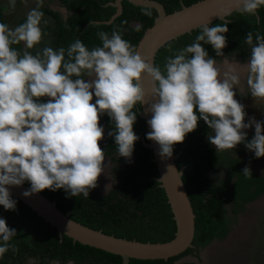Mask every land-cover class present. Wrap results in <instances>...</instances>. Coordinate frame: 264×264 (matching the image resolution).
<instances>
[{
  "label": "clouds",
  "instance_id": "1",
  "mask_svg": "<svg viewBox=\"0 0 264 264\" xmlns=\"http://www.w3.org/2000/svg\"><path fill=\"white\" fill-rule=\"evenodd\" d=\"M235 3L242 14L253 16L264 6V0ZM41 6L38 0L25 22L14 29L0 23V205L5 210H16L6 186L25 181L30 182L32 193L64 189L70 196L83 194L87 199L105 171V152L99 145L105 132L102 115L114 126L108 136L114 137L118 155L130 159L139 139L133 131L134 108L146 103L145 73L155 101L147 109L151 131L146 137L159 145L161 156L170 157L173 145L182 143L202 119L211 130L208 141L217 151L244 142L256 158L264 157V121L251 117L245 123V106L233 90L240 84L236 69L221 75L216 59L201 44H210L216 56H223L230 21L201 25L195 41L167 57L162 71L146 62L118 31L98 32L102 46L91 50L76 39L67 48L44 47L33 55L28 49L46 35L40 27ZM21 42L23 52L12 47ZM245 43L250 46L245 64L248 90L255 100H264V35L257 32L254 43L253 33L248 32ZM44 97L46 102L41 100ZM252 127L255 132L249 141L243 130ZM243 174L252 177L250 167ZM16 235V229L0 218V258L10 247L18 251L9 244Z\"/></svg>",
  "mask_w": 264,
  "mask_h": 264
},
{
  "label": "trees",
  "instance_id": "2",
  "mask_svg": "<svg viewBox=\"0 0 264 264\" xmlns=\"http://www.w3.org/2000/svg\"><path fill=\"white\" fill-rule=\"evenodd\" d=\"M109 1L113 0H60L62 5L71 10L65 20L47 7L42 9L41 11L49 15L52 20L43 17V20L48 21L47 24L41 21V28L46 35L39 44L28 51L35 55L44 47H52L54 50L60 47L67 48L76 39L81 40L91 50L95 46H102L97 35L101 31L109 35L113 31H118L123 39L135 47L144 30L152 25L157 14L156 10L151 7L136 6L127 0H122V11L112 22L107 24L96 22L108 20L115 12L114 6L107 5ZM157 1L163 4L166 13H171L179 9L181 3L189 5L197 0ZM145 12H151V15H145ZM25 19L26 17L19 19L18 24L24 23ZM90 21L95 22L94 25L89 26ZM227 21L230 23L227 25L229 31L224 34L227 44L222 49L223 54L230 53L232 49H238L243 55L247 54L246 46L250 49V46L245 43L247 33H253L254 43L257 32L264 35V6H261L254 16L242 14ZM131 22L139 24L133 25ZM0 23H4L1 9ZM200 32L188 37L167 53L164 64L167 57L174 56L178 50L192 44ZM201 44L210 57L216 56L210 44L203 42ZM12 47L21 52L24 51L21 43ZM41 100L46 102V97ZM140 110L141 104L138 103L134 108L137 119L133 125V131L139 139L134 144L131 158L127 159L118 155L114 137L109 136L104 146L105 155L116 159L119 165L117 172L114 173L115 186L107 194L99 193L96 188L90 190L87 199L83 194L76 197L70 196L64 189H44L39 192L49 200H54L59 210L63 213L68 212L71 219L83 225L101 229L102 232L117 237L164 242L172 235L174 226L159 181L155 178L158 176V171L152 150L143 144V141H147V137L145 121L139 115ZM104 127L108 131L113 130L114 127L106 114L104 115ZM208 131L210 129L200 119L197 128L186 134L182 143H177L195 214L192 243L198 246L205 245L215 236L222 237L228 230L225 226L227 218L223 204L232 190L226 189L225 185H215L208 177L209 169L220 160V154L208 141ZM238 175L239 180L243 182L250 180V185L254 183L253 177H245L243 172ZM24 183L31 186L28 181ZM263 183L264 178H261V187L253 193L247 194L245 189L241 193H236L233 196V205H236L238 198L247 200L259 192H264ZM11 198L16 201V210H5L0 205V218L6 220L10 229H16L17 235L9 241V244L15 246L18 251H12L10 247L9 251L0 258V264H17V261L25 258L26 255L36 253H40L42 258L48 255L50 258L59 259L62 263L73 260L75 264H122V257L119 254L73 241L65 234L58 236L56 229L44 222L28 205L18 198ZM189 250L190 248L170 259L158 261L130 257L128 264H176L173 261Z\"/></svg>",
  "mask_w": 264,
  "mask_h": 264
},
{
  "label": "water",
  "instance_id": "3",
  "mask_svg": "<svg viewBox=\"0 0 264 264\" xmlns=\"http://www.w3.org/2000/svg\"><path fill=\"white\" fill-rule=\"evenodd\" d=\"M121 1L107 2V5L115 7V12L108 20L96 22L106 24L112 22L122 11ZM127 1L136 6L151 7L156 10L157 14L152 25L144 30L135 48L146 62L155 64L162 71L165 55L188 37L200 32L201 25L208 23L210 27L242 15L235 0H197L189 5L181 3V7L171 13H166L163 4L157 0ZM226 12L230 14L226 15ZM142 83L146 93V103L141 104L139 115L145 121L147 134L151 131L147 123L151 118V113L147 112V109L155 101L151 93V80L146 73L142 74ZM143 144L152 150L153 160L158 171V176L155 178L159 181L174 226L172 235L164 242L139 241L106 234L101 229H93L71 219L68 212L63 213L56 207L54 200H49L40 192L32 193L31 186L25 183L20 186L6 187L11 197L18 198L28 205L44 222L56 229L58 236L65 234L73 241L119 254L122 257V264H128L130 257L147 261L170 259L187 248L193 247L195 214L183 173L184 166L181 164L177 144L173 145L170 157L159 154L160 148L155 141L147 139V141H143ZM26 191L30 192V195L25 196ZM69 221L71 222L69 223ZM211 243L205 245L203 250ZM243 256L246 261V253Z\"/></svg>",
  "mask_w": 264,
  "mask_h": 264
},
{
  "label": "flooded vegetation",
  "instance_id": "4",
  "mask_svg": "<svg viewBox=\"0 0 264 264\" xmlns=\"http://www.w3.org/2000/svg\"><path fill=\"white\" fill-rule=\"evenodd\" d=\"M7 1H8L7 4H12V2L15 0H11V1L7 0ZM23 1H26V0H23ZM30 2L29 0L26 1V4L27 6H29V8L32 6V3L34 1L30 0ZM49 3H53V5L57 7V9H54V10L52 9V10L55 11L63 20H65L67 16L71 13V10H68L64 5H62L60 0H48L47 5ZM47 5L46 7L49 8V6ZM34 8H36V6ZM61 8L65 9L66 11L65 15L64 13H62ZM44 16L46 15L44 14ZM49 18L50 20H52L51 17L48 15V19ZM131 24L137 25L139 23L131 22ZM18 25L19 24L17 23L16 26ZM40 27H41V24H40ZM246 53L247 54L243 55L242 53L238 51V49H232L230 53L228 54H223V56H215L213 58L216 59V62L219 65L227 64L230 67L232 66L236 70H239V69L243 70L242 72L243 74L242 76H240V84L234 87L233 90L236 93L235 99L245 106V112L247 113V116L245 117V123H247L249 118L251 117H255L257 121H264V114L262 113V116H261V110H264V100H259V99L255 100L251 96L248 90L247 83H246L247 70H246L245 64L248 62L249 55H250V49L247 46H246ZM254 113H257V115H254ZM102 117H103L102 123L104 127V115ZM243 131L247 132V140L250 141L251 138L254 136V132H255L254 127L249 128V129H244ZM106 132L108 133L109 131L106 129ZM210 132L211 130L208 131V135L210 134ZM107 133H106L107 137H105V139H102L103 140V146H102L103 150H104V146L107 140L109 139V136ZM212 146L215 148L214 145ZM218 153L220 154L219 156L220 160L215 162L214 165H212V167L209 169L208 177L212 179V182L215 185L217 186L225 185L226 189H232L231 192L226 196L225 198L226 200L223 204V207L226 209L225 216L227 218V221L225 222V226L228 227V230L222 237L215 236L205 245L209 244L210 242H212L211 245L212 244L219 245L223 243L224 237L228 234V232L233 230L234 226L238 225L240 218H241L240 215L245 214L248 211L247 210L248 205L252 202L257 201L258 199L261 201L264 200V192H259L254 197L247 199V200H243V198H238L236 205H233V196L236 193L238 192L241 193L245 189L246 193L249 194V193H253L258 187H261V178H264L263 157L256 158L254 152L249 151L245 147L244 142L238 144L234 149L218 151ZM261 160H262V163H261ZM116 166L118 168L119 165L117 164ZM246 166L250 167L252 177L255 179L252 185L249 184L250 180H248L247 182H243L239 180L240 178L238 174L242 173L243 169ZM101 175H103V179H101L102 176H99L98 178L99 184L102 188L104 187L103 189H106L108 186V180H107V175L105 174V171ZM111 177L114 180V186H115L116 178H114V173ZM104 183L105 185H102ZM98 192L101 193L102 190L99 189ZM234 209H236V211H234ZM248 215H249V222L247 226L249 227L248 230H250V233L248 235L249 239L247 242H250V243H248L247 245L244 244V246L241 247L243 251L242 253L243 254L246 253L247 255V260L243 264L251 263L253 254L257 252V250L259 251V246L261 243L262 227H264V205L260 207L259 209L258 208L254 209V211L249 213ZM205 245L198 246V245L193 244V247H191L188 252L179 256L173 262L176 264H180V263L205 264L204 259H203V253H204L203 248L205 247ZM200 254L202 255V259H201ZM232 256L233 255L231 254L225 253L220 259L221 263L223 264L224 262L229 263L230 261L228 258ZM241 259H244V258L241 256ZM67 263L75 264L73 260H67L64 263H62L61 260L50 258L48 255H45L42 258L40 253H36L35 255H26L25 258L17 261V264H67Z\"/></svg>",
  "mask_w": 264,
  "mask_h": 264
},
{
  "label": "bare ground",
  "instance_id": "5",
  "mask_svg": "<svg viewBox=\"0 0 264 264\" xmlns=\"http://www.w3.org/2000/svg\"><path fill=\"white\" fill-rule=\"evenodd\" d=\"M217 67L220 69L221 75H223V73L225 71H228L230 68H233L232 66L230 67L227 64H217ZM240 71V72H239ZM243 70H236V74L240 76H242ZM240 73V74H239ZM101 179H103V175L101 177ZM102 185H105L102 184ZM105 189H102V191H104ZM264 205V200H257L255 202H252L248 205V211L249 213L253 212L254 209L256 208H260ZM245 213L244 215H241L240 218V223L236 226H234L233 230L228 234L227 238L225 239V241L219 245L216 244H212L210 246H208L203 252V259L205 264H223L221 263L220 259L221 257L226 253V254H231L233 255L232 257H229V263H225L224 264H243L245 263L244 259H241V256L244 258L243 256V251L241 249V247L244 246V244H248L250 242L248 241V235L250 233L248 222H249V213ZM256 213V212H255ZM250 241V240H249Z\"/></svg>",
  "mask_w": 264,
  "mask_h": 264
},
{
  "label": "rangeland",
  "instance_id": "6",
  "mask_svg": "<svg viewBox=\"0 0 264 264\" xmlns=\"http://www.w3.org/2000/svg\"><path fill=\"white\" fill-rule=\"evenodd\" d=\"M22 1L23 0H15V1H13L12 2V5H14V6H17V8H16V11L13 13V14H16L19 10H20V5L22 4ZM26 1H28V0H26ZM32 1V0H31ZM34 1V0H33ZM29 2H30V0H29ZM8 3V1L7 0H0V5H8L7 4ZM14 3V4H13ZM31 3V2H30ZM52 5H53V3H51ZM27 8H29V6H27ZM15 9V8H14ZM26 10L27 9H24L23 11H22V13H24V12H26ZM21 13V12H20ZM10 27V26H9ZM240 72V71H239ZM86 80H87V78H85ZM95 102V97L93 98V103ZM257 111V110H256ZM255 111V112H256ZM262 113L264 114V110H261V116H262ZM254 115H257V113H254ZM103 116V115H102ZM100 117V125L103 127V123H102V121H103V117ZM105 129V128H104ZM106 129H105V132H104V139H105V137H107V135H106ZM108 134V133H107ZM99 145H100V147L102 148V146H103V140L101 141V142H99ZM103 150V149H102ZM117 155V154H116ZM108 158H109V160H108ZM263 160H264V157H263ZM261 163H262V160H261ZM117 161H116V159H113L111 156H107V155H105V161H104V167H105V174L107 175V180H108V186H107V188L104 190V191H102L101 193L102 194H107L113 187H114V180L112 179V175H113V173H116L117 172V170H118V168H117ZM112 173V174H111ZM100 176H102V175H100ZM114 178H115V175H114ZM104 188V187H103ZM101 186H100V184H99V181H97V187H96V189L97 190H99V189H103ZM259 251H261V252H259ZM259 251L257 250V252H255L254 254H253V258H252V261H251V263H249V264H264V227H262V233H261V243H260V246H259ZM67 264H69V263H67Z\"/></svg>",
  "mask_w": 264,
  "mask_h": 264
},
{
  "label": "crops",
  "instance_id": "7",
  "mask_svg": "<svg viewBox=\"0 0 264 264\" xmlns=\"http://www.w3.org/2000/svg\"><path fill=\"white\" fill-rule=\"evenodd\" d=\"M47 1L48 0H42V6H41V9L40 10L46 8ZM37 3H38V0H34V2L32 3V6H31L32 8L31 7L30 8H27L26 1H23L22 2V5H20L21 6L20 7V10L16 14H13V13L16 11L17 6H14L12 4L0 5V9L3 12L4 24H7L8 26H10V28H13L14 29L16 27L17 23H18V20L21 19V18H23V17H26L27 14L29 13V11H31L35 6L37 7V5H35ZM47 6H49V9H51V10L52 9L53 10L54 9H57V7L54 6V5H52L51 3H49ZM24 8L27 9V10H26V12H24L22 14V11L24 10ZM61 11L65 15V13H66L65 9L64 8H61ZM44 18L45 19H48V15L44 16ZM49 20H50V18H49ZM21 46H22L23 50H25L23 42H21ZM47 99L48 98L46 97V101H47Z\"/></svg>",
  "mask_w": 264,
  "mask_h": 264
}]
</instances>
